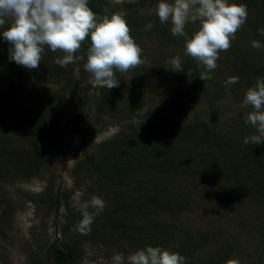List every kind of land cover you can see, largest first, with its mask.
<instances>
[{"label": "rangeland", "instance_id": "1", "mask_svg": "<svg viewBox=\"0 0 264 264\" xmlns=\"http://www.w3.org/2000/svg\"><path fill=\"white\" fill-rule=\"evenodd\" d=\"M105 1L120 4L132 0ZM141 11V17L149 16V13L156 15V8ZM253 20L254 14L249 15L235 38L243 40L242 34H248V42L243 48L250 54V61L262 63L264 50L251 46V41H260L259 37H256L258 29ZM8 26L6 23L0 27V31L7 30ZM158 41L145 36L140 38L138 45L150 54H156L158 51L163 61L158 64L157 72L170 75V65L165 60L180 56L181 48L169 47L168 44L166 46L162 41ZM48 50L50 49L45 48L44 51L48 53ZM50 54L54 56L51 69L57 71L62 68L64 72L52 79L32 78V83L42 96L49 97L52 102L53 106L48 113L46 111L45 117L47 125L49 121L56 124L57 128L53 134L30 137L19 133L18 127L16 130H10L0 126V264H40L47 261L46 246L49 241L67 245L71 238L78 243L82 254L77 264H112V257L116 254V236L120 228L134 225L138 227L143 224L141 215L143 212L149 215L147 213L152 209L149 205L156 191L163 194L158 196L161 203H173L184 196L197 199L198 203L196 206L194 201L192 207L184 211L180 215L181 218L175 222L154 208L151 210L153 216L150 215L153 223L163 226L170 220L171 224L174 222L173 224L176 223L175 225L180 227L181 220L184 219L185 225L190 226L187 240H196L201 235H211V232L228 233L230 236L227 235L226 239L229 240V246L234 248L231 259H238L240 264H249L255 259L256 238L248 234L240 221L233 219L234 214L229 212L239 209L245 213L243 217L246 218V212L250 210L244 207H247L248 203L245 200L243 206L230 205L228 197L233 194V187L225 186V178L221 180L222 176L214 173L217 170H212L211 173L214 174L210 176H199L197 179L190 175L164 178L159 173H149L135 164L138 167L135 166L129 174L106 181L99 180L98 176L92 174L86 161V156L98 161L103 155L104 144L116 135H122V139L124 135H129L131 143H135L141 136L153 141L162 140L161 136L166 129L164 130L159 117L189 122L196 119L207 121L210 116H215L216 123L221 125L227 119L234 126L240 120L235 105H228L227 111L220 116L213 112L211 107L201 105L198 108L201 99L192 94L185 95V87L177 83L171 88L148 86L146 83L150 66L142 65L141 68L138 67L141 70L137 72L136 78L127 77V83L117 88L120 89V96H114L115 110L98 113L96 107L107 97L109 91H103V87L92 84L91 76L84 68L86 61L82 59L67 67H60L55 60L62 58V53L55 52L52 55L50 50ZM77 55L82 56L80 51ZM77 68L79 73L75 75ZM216 73L219 74L217 68L214 70V74ZM154 80L162 82L156 77ZM118 81L123 84L121 78ZM203 96L205 98V95ZM83 99L88 102L84 110L86 117L82 126L75 130L73 122ZM225 104H228V101ZM26 105L27 108L31 105L32 111H39V107L34 103ZM203 107L206 110L201 109ZM130 113L136 119L119 120ZM144 115H147V120L142 119ZM199 135L196 132L191 138L190 135L177 140L175 158L179 161L186 159L180 149L191 150L193 154L197 153L200 147L206 149L200 142ZM138 159L143 160L140 156ZM182 164L185 165L183 162ZM218 165L216 161L212 167ZM47 188L50 195L59 196L58 205L39 203V195ZM93 195L102 198L107 205L95 216L91 225L96 224L94 227H98L97 223L104 220L103 224L108 229L98 236L99 239L104 238V241L95 240L91 232L88 235L81 234L76 227L82 219V204L89 202ZM133 208L139 210V219L132 213ZM88 211L93 213L95 209L90 207ZM254 214L253 211L251 215ZM66 227H69L71 234L63 233ZM213 240L210 244L201 245L197 252L203 256L213 253L221 242L214 238ZM235 241H238V244ZM123 246L124 251L118 253L123 254L127 264V257L131 253L125 244Z\"/></svg>", "mask_w": 264, "mask_h": 264}, {"label": "trees", "instance_id": "2", "mask_svg": "<svg viewBox=\"0 0 264 264\" xmlns=\"http://www.w3.org/2000/svg\"><path fill=\"white\" fill-rule=\"evenodd\" d=\"M158 2L159 0H132L114 4L105 0H89L88 6L101 17L105 14L110 16L111 13L120 10L127 12L125 18L131 29L130 35L137 44L140 42V38L147 36L157 42L160 40L165 45L168 44L169 47L181 48L180 57L184 71L172 72L169 64L168 71L170 70V75L157 72L158 64L160 65L163 61L158 51L156 55L143 49L142 58L147 61L143 66H150L148 68L150 71L147 76L148 82L146 83L148 86L159 89L161 87L171 88L177 83V85L185 87V95L192 94L201 99L198 108L201 105L211 107L214 110L213 112L220 116L227 111L228 105L232 104L235 105L240 120L233 126L230 120L227 119L221 125L216 123L215 116H210L207 121L196 119L189 122H179L157 116L160 118L164 130L166 129L164 131L165 136H161L162 140L153 141L141 136L135 143H131L129 135H124L123 139L120 138L122 135H116L115 138L104 144L103 155L100 156L98 161L86 156L87 165L92 174L98 176L99 180L106 181L129 174L137 165L149 173H159L164 178L190 175L193 179H197L199 176L206 177L214 173L220 177L222 176L221 180L225 178L227 182L225 186L231 185L233 187V194L228 197L230 205L243 206L245 200L248 203L246 204L247 207H244L250 210L246 212V218L243 217L245 213L239 209H235V212H229L234 214L233 219L240 221L245 231L257 240L255 259L251 260L249 264H264V144H245L243 142L245 137L257 134V132L255 128L245 123L246 115L251 109L241 107L248 88L254 87L256 80L264 77V61L259 62L260 64L257 61H250V54L243 48L248 42V34L247 36L242 34L243 40L235 38L232 41L230 50L220 53L217 68L219 74H214V71H212L210 75L213 79L202 81L199 76L204 69L198 66L193 58L185 55V38L174 37L171 34V23L161 24L158 16L156 17V15L150 13L149 16L141 17L142 9L156 8ZM228 2L230 4L243 3L247 5L248 16L254 14L253 23L258 29L256 37H259L261 44H264V36L259 34V29L264 28V0H228ZM105 8L109 9L108 13L104 12ZM149 23H152L154 27L145 30V26ZM198 28L199 22L186 26L189 38ZM88 46V44H85L80 50L85 61L87 60ZM10 47L11 45L3 39L2 31H0V126L10 130H16V127H18L20 129L17 130L19 133L30 137L38 134H49L51 136L57 127L56 124L50 121L47 125L45 115L46 111L48 113L53 105L49 97H44L39 93L32 83V78L52 79L64 71L62 68L57 69V71L51 69L53 68L51 63L54 56H50V50H48V53L44 51L38 70H28L9 60ZM54 53L52 52V55ZM165 62H168V60H165ZM141 66L138 67L141 68ZM138 67L127 73H115L116 78L118 80L121 78L123 84H119L118 87L110 90L106 87L102 88L103 91L108 90L109 94L97 105L96 111L98 113L115 110L114 96H120V89L117 88L123 87L127 83V77L136 78L137 72L141 70ZM155 73H157L156 76ZM231 76H238L240 78L239 83L226 88L224 81ZM155 77L162 82L155 81ZM203 95H205V98ZM227 101L228 104H225ZM27 103H34L39 107V111H32L30 109L31 105L30 108H27ZM87 104L86 99H83L80 103L73 122L75 130L79 129L84 122L86 117L84 110ZM204 107L201 109L206 110ZM128 119L134 120L136 118L130 113L119 120L126 121ZM142 119L147 120V115H144ZM196 132L200 134V142L207 150L200 147L197 153L193 154L191 150L184 151L180 149V153L185 155L186 159L179 161L175 158V155H177L175 142L190 135L191 138ZM60 136L63 137V135ZM139 156L143 158L142 161L138 159ZM123 161L126 164L122 163ZM216 161L219 165L213 168L212 166ZM182 162L185 164L184 166ZM212 170H217V172L211 173ZM48 189L39 195V203H46L48 206L51 203L58 205L59 196L50 195ZM159 195L163 194L159 191L153 194L149 208H157L160 213L168 215V219L174 222L181 218L180 215L184 211L192 207L194 201L196 206L198 203L197 199L190 196L178 198L173 203H161V200H158ZM224 196L226 197V194ZM151 210L147 213L149 215H145L143 212L140 218L143 220V224L140 226L136 227L134 225L126 228L122 226L120 228L116 236L117 247L114 250L115 253L123 252L125 248L123 244H125L131 254L148 246H159L184 256L186 264H227V261L231 259L232 249L234 248L232 245L229 246V240L226 239L228 233L211 232L209 233L211 235H201L196 240H187L186 238L190 234V230L188 233L190 226L185 225L184 219L181 220L182 225L180 227L175 225L176 223L173 224L174 222L171 224L170 220L164 223L163 226H159L151 221L150 215L153 216ZM253 211L255 212L254 216L251 215ZM132 213L136 214V218L139 219L138 209L133 208ZM146 219L150 221L148 222ZM99 222L97 223L98 227H94L96 224L91 226V236L95 240L104 241V238L99 239L98 236L103 235L108 228L104 226V220ZM63 233L71 234L69 227H66ZM213 238L218 241L221 240L217 250L204 256L202 253L197 252L201 245L210 244L211 241H214ZM235 242L238 244V241ZM46 248L47 261L40 264H77L82 255L78 243L73 238L67 245L49 241Z\"/></svg>", "mask_w": 264, "mask_h": 264}, {"label": "clouds", "instance_id": "3", "mask_svg": "<svg viewBox=\"0 0 264 264\" xmlns=\"http://www.w3.org/2000/svg\"><path fill=\"white\" fill-rule=\"evenodd\" d=\"M89 0H0V27L9 24L2 37L11 47L9 60L28 70H38L45 48L62 53L55 63L67 67L83 56L77 55L82 46L88 44L85 70L94 86L114 89L119 86L115 73H127L147 61L143 49L130 35L124 10L99 16L88 6ZM105 13L109 9H104ZM156 15L161 24L171 23V34L185 38V55L193 58L201 71L202 81L213 79L210 73L218 68L221 52L230 50L236 33L248 19L247 5L230 4L228 0H159ZM199 22V28L189 38L188 24ZM154 25L149 23L145 30ZM264 36V28L259 29ZM255 49H264L260 41H251ZM168 63L172 72L184 71L180 56ZM79 69L75 70L78 75ZM238 76L228 77L225 87L239 83ZM241 107L250 108L245 123L256 129L257 134L244 138L245 144H264V77L248 88ZM79 195V194H77ZM106 202L93 195L82 204V219L77 230L84 235L91 232L94 218L106 207ZM95 209L90 213L89 208ZM112 264H126L122 253L112 257ZM127 264H186L179 253L162 247L148 246L127 257ZM227 264H240L230 259Z\"/></svg>", "mask_w": 264, "mask_h": 264}]
</instances>
